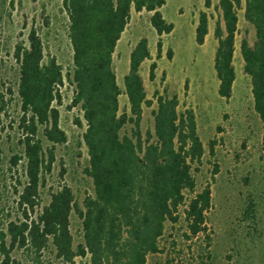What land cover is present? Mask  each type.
<instances>
[{"label":"trees","instance_id":"1","mask_svg":"<svg viewBox=\"0 0 264 264\" xmlns=\"http://www.w3.org/2000/svg\"><path fill=\"white\" fill-rule=\"evenodd\" d=\"M213 0H204L206 8ZM69 15V38L73 50L75 84L72 106L79 105L86 129L83 134L89 155L87 174L94 193L82 204L73 189L64 184L52 192L41 207L40 186L51 170L57 144L67 141L60 124V88L64 84L62 64L55 56L46 58L44 43L34 27L26 43L16 46L19 63L22 152L26 181L18 204L24 218L10 220L0 228V264H23L14 252L25 249L41 255L49 247L63 264H147L150 254L161 251L160 239L166 223L177 222L184 207L188 237L206 229L212 207L210 186L196 191L194 166L205 152L192 109L180 112L176 94L157 95L154 132L144 136L141 128L144 105H151L140 74L142 63L151 58L148 39L142 37L131 51L130 69L124 86L129 110L120 111L123 92L113 69V54L125 31L131 10L152 12L151 24L160 36L174 29L161 12L166 0H63ZM242 0H219L222 22L217 21L218 40L214 66L219 79L218 93L230 98L236 79L235 41L238 9ZM245 18L256 31L254 44L244 38L241 53L244 71L251 78L254 110L264 128V0H245ZM1 27V26H0ZM209 32V15L201 11L196 41L203 44ZM171 56V52H169ZM157 62L150 65V79ZM4 94L0 92V104ZM77 123H81L77 120ZM51 143L45 147L44 140ZM264 148V131H263ZM214 142H212L213 144ZM213 145L211 150L213 151ZM197 169V166H196ZM187 192L195 193L189 200ZM36 210H38L36 212ZM34 217L30 213H35ZM82 221L83 240L75 245L71 215Z\"/></svg>","mask_w":264,"mask_h":264},{"label":"rangeland","instance_id":"2","mask_svg":"<svg viewBox=\"0 0 264 264\" xmlns=\"http://www.w3.org/2000/svg\"><path fill=\"white\" fill-rule=\"evenodd\" d=\"M218 3L219 0H213L212 6L206 8L204 0H166L160 10L174 24V29L161 36L160 57L157 45L160 36L151 24L152 12L132 8L129 23L113 54V69L123 91L120 111H128L124 78L130 69L131 51L142 37L148 39L151 58L140 68L147 97L152 100L143 109L144 136L148 131L154 132L156 94L168 97L176 94L180 112L194 111L205 147L200 164L194 166V174L196 191L206 186L211 189L212 207L206 229L188 237L191 233L183 206L178 221L166 223L160 239L161 251L150 254L147 264H264V128L254 110L251 78L244 71L241 53L242 40L246 38L254 44L256 31L245 18V0H242L233 62L236 79L231 97H221L214 66L218 46L215 27L219 20L223 25ZM201 11L209 15V32L200 45L196 41V27ZM69 24L63 0H0V92L4 94V102L0 104V228L12 219L24 218L18 198L26 181L25 168L23 160L17 165L12 161L15 154L22 152L23 133L15 50L19 43H26L32 27L42 38L46 58L55 56L64 71V84L60 88L62 101L55 104L60 110V124L67 141L56 145L51 170L42 178L41 207L64 184L73 189L79 204L87 194L94 193L93 180L86 172L89 166L83 138L86 123L80 106L71 105L75 84ZM153 61L157 62V68L151 80ZM44 145L51 143L45 139ZM194 194L187 192V199ZM36 212L30 216L34 217ZM71 230L77 245L83 240V228L75 212L71 215ZM14 255L23 264H63L52 247L41 255L25 249L16 250ZM82 263L83 260L76 259V264Z\"/></svg>","mask_w":264,"mask_h":264}]
</instances>
